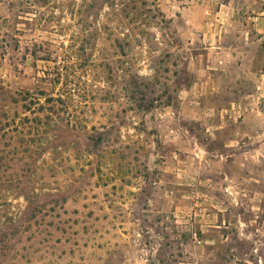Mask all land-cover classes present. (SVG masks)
Masks as SVG:
<instances>
[{"label":"rangeland","instance_id":"1","mask_svg":"<svg viewBox=\"0 0 264 264\" xmlns=\"http://www.w3.org/2000/svg\"><path fill=\"white\" fill-rule=\"evenodd\" d=\"M83 1L0 0V109L50 93ZM117 1L88 3L100 67L0 186V264H264V0Z\"/></svg>","mask_w":264,"mask_h":264},{"label":"trees","instance_id":"2","mask_svg":"<svg viewBox=\"0 0 264 264\" xmlns=\"http://www.w3.org/2000/svg\"><path fill=\"white\" fill-rule=\"evenodd\" d=\"M90 1L84 0L82 5L73 4V27L76 28L77 25V29L74 28L70 44L67 47L63 45L57 50V57L54 60L51 56L42 58L55 64L54 68L44 73V77L39 80V84L51 87L50 93L39 86L38 93L26 94L19 98L14 92L3 88L8 100L0 109V186H3L9 178H13V174L17 175L15 170L18 166L30 164L29 161L35 160L51 148V130L57 124L56 119L63 120L59 115L60 111L69 110L77 97L83 98L81 96L82 77L93 72L94 68L100 67L94 60L92 51L102 30L95 28L92 31L91 23L83 19L87 9L92 6L88 5ZM100 1L102 0H93L92 8H97ZM107 1L106 3H110L115 8L113 16L116 20V8L119 7L120 1ZM120 5L123 3L120 2ZM148 13L151 15L140 12L136 14L138 16L136 18L139 20V17H143L145 21L158 19L157 10L148 11ZM104 30L109 32L107 26H104ZM43 47L42 44L41 49ZM46 50H40V52L43 53ZM155 72L154 77L145 78L136 74L135 79L147 87L159 78V72L157 70ZM86 84L85 87H88L87 82ZM87 89L85 88L84 93ZM111 93L112 91H108V94ZM168 98L172 99L170 95ZM145 111H149V108ZM38 138L43 141L37 140Z\"/></svg>","mask_w":264,"mask_h":264}]
</instances>
